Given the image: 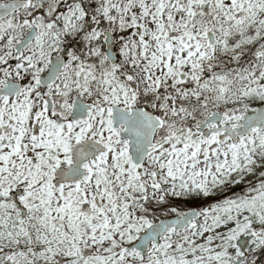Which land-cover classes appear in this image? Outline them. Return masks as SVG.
<instances>
[{"label": "snow or ice", "instance_id": "1", "mask_svg": "<svg viewBox=\"0 0 264 264\" xmlns=\"http://www.w3.org/2000/svg\"><path fill=\"white\" fill-rule=\"evenodd\" d=\"M0 264H264V0H0Z\"/></svg>", "mask_w": 264, "mask_h": 264}]
</instances>
